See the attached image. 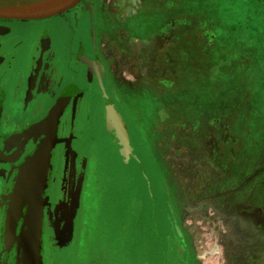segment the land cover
Masks as SVG:
<instances>
[{
    "label": "flooded vegetation",
    "instance_id": "af4514ba",
    "mask_svg": "<svg viewBox=\"0 0 264 264\" xmlns=\"http://www.w3.org/2000/svg\"><path fill=\"white\" fill-rule=\"evenodd\" d=\"M184 10L179 0H80L65 12L44 19L0 18V264H17L18 244L8 243L6 233L9 196L45 137L36 126L54 111L58 114L59 141L51 149L42 192L43 240L45 228L53 229L56 206L70 201L73 190L79 196L78 210H82L88 175L97 152H80L77 144L92 119V100L99 102L107 138L119 150L118 138L106 127V105L114 104L128 126L132 153L138 149L146 155L164 188L166 208L174 210L167 184L157 167V159L165 154L158 129L152 126L146 132L153 138V146L136 122L139 116L149 122L158 117L163 119L166 123L163 136L180 141L174 154V159L182 165L179 169L187 174L197 171L211 189L202 191L199 187L203 184L186 175L197 192L191 198H178L176 205L196 207L216 229L236 217L234 223L239 230L246 231L251 243L248 248V253L254 256L251 264H264V198L240 200L232 192L225 194L229 187L225 182L229 169L237 164L224 163L220 155L223 152L220 138L228 133L223 124L227 114L209 106L207 109L193 106L190 98L184 102L182 80L196 77L195 69L188 68L187 60L192 57L194 63L204 67L218 38L205 19L185 14ZM51 19L59 20L58 24L67 28L68 40L57 37L48 27ZM17 22H29L36 28L21 40L19 47L7 46L3 40L7 25ZM21 64L26 73L22 84L15 77ZM47 70L51 72L45 88L49 104L33 105L31 101L38 94L39 80ZM80 80L84 81L81 86L76 82ZM9 82L11 87H20L23 91L17 126L7 125L9 113H14L9 109ZM196 134L200 140H191ZM67 144L71 146L69 152ZM199 147L203 158L198 159L195 154ZM211 153L218 163H224L223 170L212 167ZM169 222L174 231L176 226L170 210ZM21 225L19 221L17 234ZM198 234L201 233L198 231ZM242 246H236V253L242 254ZM169 248L176 264H196L195 253L192 255L178 236L170 237ZM12 250H16L15 254Z\"/></svg>",
    "mask_w": 264,
    "mask_h": 264
},
{
    "label": "rangeland",
    "instance_id": "374dc122",
    "mask_svg": "<svg viewBox=\"0 0 264 264\" xmlns=\"http://www.w3.org/2000/svg\"><path fill=\"white\" fill-rule=\"evenodd\" d=\"M30 1L35 0H0V3ZM179 1L185 14L200 18L204 11L210 19L212 33L218 36L213 54L204 67L194 63L192 57L187 60L188 68L195 69L196 77L182 80L184 102H189L190 98L193 106L198 108L225 111L227 115L223 124L228 133L225 138H220L223 141L220 155L224 163L237 164L229 169L228 180L225 181L229 184L228 192H224L226 195L232 192L240 200L244 197L261 200L264 198V0ZM28 23L7 25L8 30L3 36L5 45L19 47L21 40L36 28ZM58 23L59 20L51 19L48 27L57 37L68 40L69 31ZM15 77L21 84L26 80L22 64ZM50 78L51 72L47 70L39 80L38 94L31 101L33 105L49 104L50 97L46 98L45 88ZM76 82L80 86L84 84L83 80ZM8 90L9 109L14 113H9L7 125L17 126L23 91L20 87H11L10 82ZM90 102L92 119L86 125L77 149L84 153L95 150L97 158L88 175L83 208L78 210L80 200L73 190L70 201L65 202L62 208L66 214L74 215V235L72 240L60 245L57 242L63 241L65 219L59 209L61 203L56 206L53 229L45 228L42 243L44 264H176L169 248V239L173 235L188 245L189 252L195 253L192 257L196 264H251L254 257L248 253L251 243L246 238V231L242 232L234 223L233 218L236 217L216 229L196 207L176 205L178 198H191L194 191L197 192L186 175H192L201 182L203 185L199 188L202 191L211 189L197 171L187 174L179 169L182 165L174 159V154L180 141H172L169 135L163 136L165 121L158 117L149 122L143 116L136 120L153 146L154 140L146 132L153 126L158 129V138L161 137L159 142L165 154L162 159H157V167L173 203L174 210L168 209L175 221L174 231L166 208L167 197L153 165L138 149L134 153L133 150H118L105 133L99 102ZM221 134L219 132V136ZM191 140L199 141L200 135H192ZM198 151L202 152V149H197L195 157L203 158ZM211 155L212 167L223 170L224 163H218L214 153ZM56 225H59L58 238ZM204 230L209 238L202 233ZM238 244L243 245L242 254L236 253ZM102 258L106 259L105 262Z\"/></svg>",
    "mask_w": 264,
    "mask_h": 264
},
{
    "label": "water",
    "instance_id": "95a60500",
    "mask_svg": "<svg viewBox=\"0 0 264 264\" xmlns=\"http://www.w3.org/2000/svg\"><path fill=\"white\" fill-rule=\"evenodd\" d=\"M80 0H35L30 2L0 3V18L35 20L52 17L65 12ZM58 114L51 112L42 120L36 129L45 137L38 150L27 162L25 171L10 194L7 213L6 233L8 243L16 242L20 249L18 264H43V215L44 198L42 195L45 183L46 168L50 160V152L54 144L59 141L56 134ZM106 127L114 132L119 140L123 152L132 150L130 133L122 115L112 102L106 105ZM66 151H71L67 144ZM64 203L59 205L62 218L65 219L64 236L57 244L63 245L72 240L74 235V215H68ZM76 214V211L75 213ZM22 221L19 234L17 226ZM57 238L59 235L58 227Z\"/></svg>",
    "mask_w": 264,
    "mask_h": 264
},
{
    "label": "trees",
    "instance_id": "16d2710c",
    "mask_svg": "<svg viewBox=\"0 0 264 264\" xmlns=\"http://www.w3.org/2000/svg\"><path fill=\"white\" fill-rule=\"evenodd\" d=\"M193 11L196 12V10H193ZM201 16H202V18H204L207 21L208 25H209V23H211L210 19L206 17V14L204 11L199 15L200 18H201Z\"/></svg>",
    "mask_w": 264,
    "mask_h": 264
},
{
    "label": "crops",
    "instance_id": "0c3cea01",
    "mask_svg": "<svg viewBox=\"0 0 264 264\" xmlns=\"http://www.w3.org/2000/svg\"><path fill=\"white\" fill-rule=\"evenodd\" d=\"M42 246H43V245H42ZM101 260L105 262L106 259H105V258H102ZM43 264H44V258H43Z\"/></svg>",
    "mask_w": 264,
    "mask_h": 264
}]
</instances>
